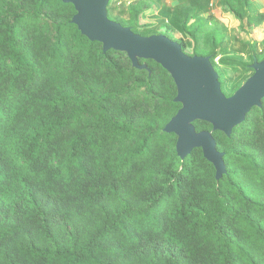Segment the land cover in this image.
<instances>
[{
	"label": "trees",
	"instance_id": "16d2710c",
	"mask_svg": "<svg viewBox=\"0 0 264 264\" xmlns=\"http://www.w3.org/2000/svg\"><path fill=\"white\" fill-rule=\"evenodd\" d=\"M211 1H192L186 40L172 41L215 67L228 37L200 19ZM217 7L245 34L264 22L251 0ZM148 10L138 1L114 22L152 36ZM74 15L57 0H0V264H264V98L229 137L193 123L224 154L217 182L200 149L181 161L163 131L180 109L170 75L103 53ZM249 48L250 63L221 62L251 70Z\"/></svg>",
	"mask_w": 264,
	"mask_h": 264
},
{
	"label": "water",
	"instance_id": "95a60500",
	"mask_svg": "<svg viewBox=\"0 0 264 264\" xmlns=\"http://www.w3.org/2000/svg\"><path fill=\"white\" fill-rule=\"evenodd\" d=\"M57 1L73 6L72 24L89 41L100 43L103 53L110 50L124 53L137 70H147L146 64H140V60H151L170 75L176 88L174 102L180 105V109L163 131L176 136L175 149L181 161L194 149H200L204 159L214 167L218 182L226 174L224 154L217 151L212 133L196 132L193 123L206 122L212 126V132L229 137L252 108L261 107L264 59L253 58L250 66L253 74L227 97L209 57L189 56L178 43L163 35L142 37L110 21L107 15L110 0Z\"/></svg>",
	"mask_w": 264,
	"mask_h": 264
},
{
	"label": "rangeland",
	"instance_id": "374dc122",
	"mask_svg": "<svg viewBox=\"0 0 264 264\" xmlns=\"http://www.w3.org/2000/svg\"><path fill=\"white\" fill-rule=\"evenodd\" d=\"M138 1H146L150 4V10L143 16L141 23L148 25L147 33L159 35L165 31L167 25L173 28L169 33L171 40L182 39L177 27L183 22L184 14L192 7L193 0H117L111 8L110 18L115 20L128 19V7ZM217 0L211 1L210 9L200 17L205 29L214 30L225 34L228 39L225 45L228 46L227 53L215 59V71L221 76L222 92L228 96L237 87L245 83L252 75V71L240 65L224 64L222 60H233L240 63H250V44H255L254 55L261 61L264 59L263 47L260 42L264 39V22L259 28L250 34H245L238 29V22L230 14L218 12ZM251 8L255 12L264 14V0H251ZM186 40V38H183ZM185 53L189 56L193 54V44H187Z\"/></svg>",
	"mask_w": 264,
	"mask_h": 264
},
{
	"label": "crops",
	"instance_id": "0c3cea01",
	"mask_svg": "<svg viewBox=\"0 0 264 264\" xmlns=\"http://www.w3.org/2000/svg\"><path fill=\"white\" fill-rule=\"evenodd\" d=\"M236 21V20H235ZM237 22V21H236Z\"/></svg>",
	"mask_w": 264,
	"mask_h": 264
}]
</instances>
